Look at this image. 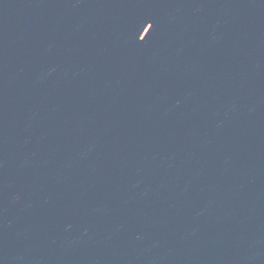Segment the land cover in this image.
Returning a JSON list of instances; mask_svg holds the SVG:
<instances>
[{"label":"water","instance_id":"95a60500","mask_svg":"<svg viewBox=\"0 0 264 264\" xmlns=\"http://www.w3.org/2000/svg\"><path fill=\"white\" fill-rule=\"evenodd\" d=\"M0 264H264V0H0Z\"/></svg>","mask_w":264,"mask_h":264}]
</instances>
